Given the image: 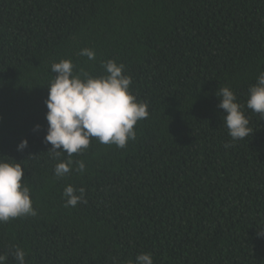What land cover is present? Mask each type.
Masks as SVG:
<instances>
[{
	"label": "trees",
	"instance_id": "trees-1",
	"mask_svg": "<svg viewBox=\"0 0 264 264\" xmlns=\"http://www.w3.org/2000/svg\"><path fill=\"white\" fill-rule=\"evenodd\" d=\"M61 59L93 76L123 63L149 116L57 178L45 101ZM261 72L264 0H0V156L23 163L38 212L0 223L6 264L16 246L26 264H264V117L246 107ZM222 87L245 105L243 140L223 126ZM69 184L86 203L64 206Z\"/></svg>",
	"mask_w": 264,
	"mask_h": 264
},
{
	"label": "clouds",
	"instance_id": "clouds-1",
	"mask_svg": "<svg viewBox=\"0 0 264 264\" xmlns=\"http://www.w3.org/2000/svg\"><path fill=\"white\" fill-rule=\"evenodd\" d=\"M78 55L89 60L96 59L93 49L84 48ZM104 75L93 76L86 71H76L71 59L53 62L51 72L54 79L48 85L49 95L45 101L48 121L45 144H51L48 153L60 162L54 167L57 178H64L73 170L83 173L86 165L83 160L74 161V154L88 149L91 140L101 144L125 148L129 141L136 139L135 125L149 116L148 104L138 100L132 91V77L125 75V65L115 60L102 63ZM219 108L225 111L224 127L232 141L243 140L252 133L249 118L245 115V105L238 102L236 93L230 87L218 90ZM246 107L264 117V72L248 90ZM36 125L34 131L40 129ZM228 143L225 147H232ZM28 140L24 139L17 147L24 151ZM66 155V159L60 160ZM86 189L68 185L63 190L65 207H75L86 203ZM32 191L25 182V167L10 157L0 156V223L18 217H35ZM261 235L264 231L261 230ZM18 264H26V253L19 246L11 252ZM8 254L0 255V264H6ZM135 264H154L151 253H141Z\"/></svg>",
	"mask_w": 264,
	"mask_h": 264
}]
</instances>
